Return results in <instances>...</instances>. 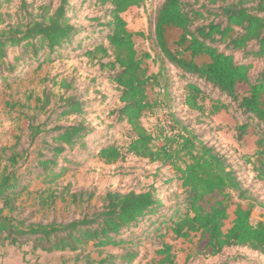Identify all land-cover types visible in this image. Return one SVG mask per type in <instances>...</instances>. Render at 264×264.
<instances>
[{
    "label": "trees",
    "instance_id": "1",
    "mask_svg": "<svg viewBox=\"0 0 264 264\" xmlns=\"http://www.w3.org/2000/svg\"><path fill=\"white\" fill-rule=\"evenodd\" d=\"M227 1L205 0V4L196 9L184 0H164L154 18L153 42L160 70L153 74L149 73L146 62L155 59L148 52L138 54L135 49L134 38H143L144 34L131 32L125 19L126 14L142 7L145 0H96L99 6L106 7L103 19L109 20L103 24L99 23L100 19L96 20L98 30L94 28L92 33L100 35V39L92 44L93 51L84 52L93 59L97 54L108 57L111 52L113 61L101 68L109 69L108 79L118 92L117 101L121 106L115 111L116 121L129 128L124 153L170 167L183 198L173 194L174 203L168 205L153 187L140 193L107 192L102 210L90 217L41 224L18 215L17 202L27 186L21 184L15 172L2 174L0 246L4 243L22 245L29 241L34 250L49 254L69 252L75 255L74 261L82 257L84 264H114L117 258L128 264L135 258V252L127 251L119 257L102 254L108 247L136 245L133 238L124 239V233L150 221L157 225L156 230L161 231L163 227L165 234L170 233L177 239L188 240L196 234L206 237L205 248L212 256L229 247H247L264 255V222L251 223V212L256 204L250 201L225 157L186 127L171 136L163 135V140L155 145V137L141 122L155 107L149 101L147 89L160 86L166 62L186 81L181 104L189 110L204 114L207 100L210 115L221 111L228 113L233 107L244 117L237 132L241 138L250 129L257 136L254 156L258 167L255 171L257 178L264 180V66L256 76L252 75L253 62H264V0ZM8 2L10 0H0V6ZM69 10L73 8L68 0H60L52 14L45 12L39 20L1 30L0 64H4L7 48L20 50L13 58L14 64L23 59L21 55L27 54L28 49V59L33 58L39 64L59 57L63 49L81 50L88 36H80L83 29L71 23ZM171 31L178 33L172 42L168 37ZM238 54L240 58H236ZM207 88L217 92V97H211ZM81 112V103L68 99L63 114ZM55 131L52 143L46 146L51 155H41L37 162L38 177L45 183H54L65 174L67 168L59 163L68 161L73 150L86 151L85 139L91 129L79 123L58 127ZM96 151V157L104 164H113L123 157L121 148L115 145H103ZM245 163L250 162L246 160ZM230 192H235L240 201L248 200L247 206L234 204ZM56 197L49 188L44 201L52 204ZM232 205L233 218L224 231ZM88 248L94 250L99 259L91 258L90 253H86ZM158 255L162 264H172L171 246L164 244Z\"/></svg>",
    "mask_w": 264,
    "mask_h": 264
},
{
    "label": "rangeland",
    "instance_id": "2",
    "mask_svg": "<svg viewBox=\"0 0 264 264\" xmlns=\"http://www.w3.org/2000/svg\"><path fill=\"white\" fill-rule=\"evenodd\" d=\"M163 1L145 0L142 7L125 15L128 29L144 34L143 38H134L135 49L138 54L148 52L155 59L146 62L149 73L153 74L160 70L153 42L154 18ZM184 1L196 9L205 4V0ZM59 2L10 0L2 3L0 31L39 20L45 12L52 14ZM68 5L73 8L68 12L71 23L83 29L81 37L88 36L81 50L69 47L63 49L59 57L39 64L33 58L28 59V49L27 54L21 55L23 59L14 64L13 58L20 54V50L17 47L7 48L4 64H0V175L15 172L21 184L27 186V191L17 202L18 215L29 222L41 224L67 223L101 211L107 192L140 193L151 187L168 205L173 204V194L183 198L173 170L124 153L129 141V128L116 121L115 111L121 106L117 101L118 92L108 79L111 74L109 69L101 68V65L113 61L111 52L108 57L97 54L94 59L84 55L86 51H93L92 44L100 39V35L92 33L94 28L98 30L96 20L100 19L101 24L109 20L103 19L106 7L99 6L96 0H68ZM177 36L176 31H171L168 36L170 42ZM240 57V54L236 55V58ZM263 66V61H254L252 75L256 76ZM163 68L160 86L153 85L147 89L149 101L155 107L141 120L146 130L155 137L154 144L162 141L163 135L171 136L186 127L231 164L250 201L256 204L251 212V223L264 222V180L258 179L255 171L258 167L254 156L257 136L249 129L245 136L239 137L237 126L244 117L233 107L228 113L221 111L210 115V102L207 100L204 102V114L182 105L185 79L168 63L165 62ZM206 92L213 98L217 97V92H212L210 88ZM68 99L80 102L82 112L64 115ZM79 123L91 129L85 139L86 151L73 150L67 157L68 161L59 163L67 168L65 174L54 183L43 182L38 177L40 168L37 162L41 155H51L46 146L52 143L57 133L55 128ZM103 145L121 148L123 157L113 164H104L96 157V149ZM246 160L250 163H245ZM49 188L57 196L52 204L44 201ZM230 194L234 204L247 206L248 200L240 201L235 192ZM73 195L76 197L73 198ZM233 210L234 205L228 210L229 219L224 231L230 227ZM156 226L150 221L141 223L135 230L131 229L123 235L126 240L133 238L136 245L108 247L102 255L119 257L132 251L136 256L128 264H162L158 252L167 244L171 246L172 264H264V255L247 247L224 248L221 253L212 256L205 248L206 237L196 234L188 240L177 239L170 233L165 234L163 227L161 231L156 230ZM32 246L29 241L16 246L4 243L0 246V264H84L82 257L74 261L72 253L49 254L34 250ZM87 252L91 258L99 259L94 250L88 248ZM114 264L127 263L117 258Z\"/></svg>",
    "mask_w": 264,
    "mask_h": 264
}]
</instances>
